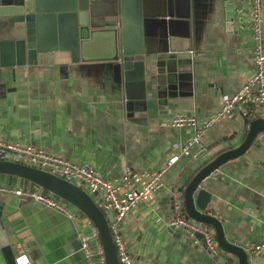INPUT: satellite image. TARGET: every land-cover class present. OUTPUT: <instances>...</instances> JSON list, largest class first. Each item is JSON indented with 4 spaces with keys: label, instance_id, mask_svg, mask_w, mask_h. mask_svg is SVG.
<instances>
[{
    "label": "crops",
    "instance_id": "1",
    "mask_svg": "<svg viewBox=\"0 0 264 264\" xmlns=\"http://www.w3.org/2000/svg\"><path fill=\"white\" fill-rule=\"evenodd\" d=\"M228 1L237 9L230 30L225 0H190L189 19L175 23L172 45V51L186 59L188 77L180 79L178 90L167 97L156 91L153 78L146 100L129 109L116 63H73L67 52L45 51L38 54L36 64L3 69L0 140L30 144L77 165H90L104 180L118 178L127 169L163 167L170 146L193 133L188 127H168L169 120L178 114L193 115L202 125L218 108L220 95L237 92L254 71L251 33L240 28L249 21L250 0ZM149 2L158 7L159 0ZM261 16L264 52V0ZM113 18L119 22L117 9ZM244 112L249 114L244 117ZM257 118L264 119L263 106L239 107L232 119L209 130L189 157H180L167 170L163 188L148 205L124 218L119 231L135 264H204L208 251L203 244L195 243L185 229L167 226L175 217L172 188L188 183L229 149L226 139L245 133L249 120ZM0 187L37 186L0 174ZM201 188L211 194L208 214L220 222L226 241L242 249L249 264H264V253L252 254L254 244L264 243V133L244 154L205 178ZM0 204L14 261L27 255L30 264H87L77 240L79 222L12 194L0 193ZM180 216L189 218L184 209ZM197 223L212 230L216 241L214 227ZM0 264H8L1 248Z\"/></svg>",
    "mask_w": 264,
    "mask_h": 264
},
{
    "label": "water",
    "instance_id": "2",
    "mask_svg": "<svg viewBox=\"0 0 264 264\" xmlns=\"http://www.w3.org/2000/svg\"><path fill=\"white\" fill-rule=\"evenodd\" d=\"M114 1L119 22L101 8L99 0L94 5L93 0H0V36L4 38L0 40V89L3 69L33 65L39 53L60 51L69 53L73 63H116L128 109L146 100V87L153 78L156 91L165 97L176 92L178 81L186 79L189 71L184 56L172 51L173 29L176 22L189 19L190 0H159L158 7L149 0ZM224 5L230 30L237 9L228 0ZM260 133H264V119L250 120L245 133L226 139L228 150L216 155L188 183L172 188L180 194L189 218L215 228L217 249L213 253L203 245L208 251L204 264H249L248 255L226 241L220 222L208 214L211 194L201 183L224 162L244 154ZM0 174L29 181L76 207L99 233L104 264H119L108 226L112 214L104 215L86 188L10 162H0ZM2 208L0 204V248L7 263L14 264L1 222Z\"/></svg>",
    "mask_w": 264,
    "mask_h": 264
},
{
    "label": "built area",
    "instance_id": "3",
    "mask_svg": "<svg viewBox=\"0 0 264 264\" xmlns=\"http://www.w3.org/2000/svg\"><path fill=\"white\" fill-rule=\"evenodd\" d=\"M262 8L263 0H250L249 21L240 27L241 30L245 28L250 30L251 39L254 43L252 51L254 71L252 75L237 92L221 94L218 108L202 125L197 124L193 115L178 114L169 120L168 127H188L193 130V133L185 142L173 143L170 146V154L163 167L139 171L127 169L118 178L104 180L90 165H77L68 159L51 155L30 144L21 145L17 142L11 143L2 140H0V162L25 165L32 169L47 172L77 188H86V193L93 198L94 202L101 204L102 210L105 212L104 215L112 214V222L108 226L118 263L135 264L123 242L119 224L129 213L136 211L140 205H148L154 199L157 191L164 186L163 177L167 170L180 157H189L191 150L201 144L202 138L209 130L223 120L232 119L241 106L264 107V52L261 43ZM188 54L192 59L193 51H189ZM247 114L249 112H244L243 116H247ZM0 193L23 197L28 201L61 212L71 221L79 222L77 240L87 264H104L99 233L92 222L76 207L69 208V203L38 186L31 189L0 187ZM171 203L175 217L167 226L174 229H185L195 243H202L208 251L216 252L217 244L214 240L213 231L203 228L194 220L180 216L183 203L177 191L172 192ZM85 228H89V231L86 232ZM196 235H200L201 239H198ZM260 253H264V243L254 244L252 254L257 256ZM15 264H30V259L27 255H20L15 259Z\"/></svg>",
    "mask_w": 264,
    "mask_h": 264
},
{
    "label": "rangeland",
    "instance_id": "4",
    "mask_svg": "<svg viewBox=\"0 0 264 264\" xmlns=\"http://www.w3.org/2000/svg\"><path fill=\"white\" fill-rule=\"evenodd\" d=\"M96 0H93V5L95 3ZM101 2V8L103 10H106L107 12L111 13L112 17L114 16V5H115V1L114 0H99ZM110 5V8L105 9L104 7H107ZM175 186V185H174ZM72 206V205H71ZM97 206L99 207V209L102 210V206L100 203H97ZM73 208H75L74 206H72ZM184 209V208H183ZM102 212L105 214V212L102 210ZM120 228V226H119Z\"/></svg>",
    "mask_w": 264,
    "mask_h": 264
},
{
    "label": "trees",
    "instance_id": "5",
    "mask_svg": "<svg viewBox=\"0 0 264 264\" xmlns=\"http://www.w3.org/2000/svg\"><path fill=\"white\" fill-rule=\"evenodd\" d=\"M250 120H253V119H250ZM250 120H249V121H250Z\"/></svg>",
    "mask_w": 264,
    "mask_h": 264
}]
</instances>
